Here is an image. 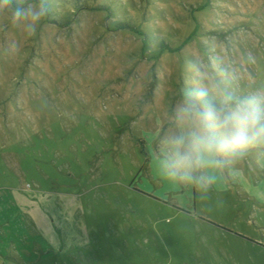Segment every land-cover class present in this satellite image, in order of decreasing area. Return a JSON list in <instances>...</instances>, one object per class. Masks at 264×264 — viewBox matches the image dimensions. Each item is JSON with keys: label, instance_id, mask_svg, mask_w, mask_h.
<instances>
[{"label": "rangeland", "instance_id": "374dc122", "mask_svg": "<svg viewBox=\"0 0 264 264\" xmlns=\"http://www.w3.org/2000/svg\"><path fill=\"white\" fill-rule=\"evenodd\" d=\"M18 2L0 0V173H17L19 154L35 180L44 171L48 181L34 184L69 200L68 219L98 235L94 264H264L255 239L196 216L197 191L156 168L172 109L193 83L191 54L213 86L226 66L223 86L264 87V0H42L34 30L13 22ZM244 158L234 165L261 169ZM43 247L0 187V264L75 263Z\"/></svg>", "mask_w": 264, "mask_h": 264}, {"label": "clouds", "instance_id": "9594fccd", "mask_svg": "<svg viewBox=\"0 0 264 264\" xmlns=\"http://www.w3.org/2000/svg\"><path fill=\"white\" fill-rule=\"evenodd\" d=\"M45 14L42 0L12 5L13 22H24L33 30ZM188 65L193 83L172 109L168 129L157 146L156 168L169 183L207 192L226 174L235 175L238 157L264 149V87L238 94L223 86L230 77L226 66L216 69L221 86H213L198 55L191 54Z\"/></svg>", "mask_w": 264, "mask_h": 264}, {"label": "crops", "instance_id": "0c3cea01", "mask_svg": "<svg viewBox=\"0 0 264 264\" xmlns=\"http://www.w3.org/2000/svg\"><path fill=\"white\" fill-rule=\"evenodd\" d=\"M36 127L34 126L33 131ZM30 140L28 137L27 143L28 141L31 143ZM141 141L143 142V140ZM19 156V170L17 173L13 171L0 173V181H4L0 187L10 188L14 206L26 215L30 224L44 241V247L40 249L42 254L54 253L57 256L60 254L70 256L71 254L76 259L75 263L72 262V264H77V262L87 264V262L98 261L97 259L94 260V256L90 254L93 253L90 244L93 241L97 242L98 235L89 231L84 220L81 221L83 224L79 225V219H75L74 216H71L73 219H68L67 212L71 213V208H73L71 202L65 200L64 197L63 199L57 198V196L51 198L47 194L49 190L34 184L35 182L43 184L41 180L47 182L48 175L44 171H39L43 177L41 180H35L34 177L28 175L29 169H24L21 164L27 157L23 154H19ZM240 157L252 158L254 165H260L261 169L258 171L250 170L247 168L248 161L243 167L233 165L234 176L226 174L213 189L202 192V194L197 192L196 206L199 214L196 216L203 215L231 228L234 231L231 232L234 237L248 240L244 238L245 235V237H250L264 244V231L262 230L264 228V149L250 150ZM248 215L253 217L249 218ZM251 219H257L261 223V231L253 229ZM198 220L208 223L204 219ZM134 239L135 241L141 240L137 236ZM259 248L258 252L261 254L264 246ZM86 253L87 255H85Z\"/></svg>", "mask_w": 264, "mask_h": 264}, {"label": "water", "instance_id": "95a60500", "mask_svg": "<svg viewBox=\"0 0 264 264\" xmlns=\"http://www.w3.org/2000/svg\"><path fill=\"white\" fill-rule=\"evenodd\" d=\"M224 229H225V230H228V229H226V228H224ZM239 235H240V234H239ZM244 238L250 240V238H247V237H245V236H244ZM250 241L253 242V243H255V244H257V245L264 246V244H262V243L259 242V241H256V240H250Z\"/></svg>", "mask_w": 264, "mask_h": 264}]
</instances>
